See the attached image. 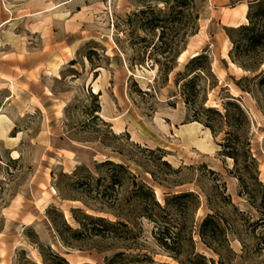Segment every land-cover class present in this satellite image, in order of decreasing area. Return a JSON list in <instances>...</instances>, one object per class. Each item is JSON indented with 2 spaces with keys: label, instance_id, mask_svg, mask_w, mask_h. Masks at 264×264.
I'll list each match as a JSON object with an SVG mask.
<instances>
[{
  "label": "rangeland",
  "instance_id": "obj_1",
  "mask_svg": "<svg viewBox=\"0 0 264 264\" xmlns=\"http://www.w3.org/2000/svg\"><path fill=\"white\" fill-rule=\"evenodd\" d=\"M194 1L198 31L182 42L173 0H0V76L25 84L0 77L11 123L0 140V264H26L23 251L44 264L41 248L70 264H264V197L240 196L224 133L203 125L205 109L240 104L258 168L245 177L264 182V51L256 72L231 57L259 0ZM56 50L67 60L54 73L45 65ZM196 54L207 58L191 63ZM44 93L46 112L31 104ZM147 187L174 223L144 217ZM190 192L199 205L173 200ZM84 215L111 226L91 236ZM165 230L175 233L166 244Z\"/></svg>",
  "mask_w": 264,
  "mask_h": 264
},
{
  "label": "trees",
  "instance_id": "obj_2",
  "mask_svg": "<svg viewBox=\"0 0 264 264\" xmlns=\"http://www.w3.org/2000/svg\"><path fill=\"white\" fill-rule=\"evenodd\" d=\"M165 4H169L171 0H160ZM176 2L179 8L177 12V21L180 24L179 34L182 37V42L190 35H193L198 31V22L200 19V12L198 11L197 4L194 0H173ZM249 23L241 25L237 28L238 39H233V50L231 51V57L234 62L239 64L242 68L250 72H256L258 63L260 62L259 53L264 51V0H259L253 3L248 14ZM205 55L199 54L193 57L191 63H197L204 60ZM260 85L264 87V72L260 75ZM206 120L204 124L205 128L211 131L214 137L224 133L223 143H220L222 156L234 160L237 172V178L240 182V196H246L249 200L254 201L257 196L264 197V182H261L254 174L252 178L245 177V174L252 173L254 169H258L257 161L250 152V143L246 138L245 126L249 123V117L240 104L235 101H229L224 106V112H221L214 108H207ZM242 162V163H240ZM242 170L244 174H242ZM150 194L149 203L144 209V217L149 221L155 223L156 226H161L165 222L171 221L169 218L164 217L166 213V206L156 199L154 191L147 187ZM195 198L197 205L200 204V196L190 193H180L175 195L173 200L180 201L186 198ZM167 215V214H166ZM86 221L90 223H81L78 221L81 229L84 232H89L91 236H99L102 234V229L97 228L98 224L102 223L106 226H111L110 223L104 218H95L91 215H84ZM212 216H209L201 227V237L205 241V229ZM92 226V227H91ZM174 228V227H172ZM66 229L72 233L73 239H76L82 234L79 229H73L69 224H66ZM59 236L65 244L71 245L72 241L64 237L63 233L56 228ZM169 231V229H167ZM173 234L163 231V240L165 244L173 239ZM171 237H167V236ZM176 236H178L176 234ZM207 242V241H206ZM209 244V243H206ZM45 251L49 252V255L45 254ZM50 248L44 250L40 249L41 256L44 264H70L65 258L53 253ZM26 264H37L31 259L26 258L27 253L23 251ZM184 264V263H182Z\"/></svg>",
  "mask_w": 264,
  "mask_h": 264
},
{
  "label": "crops",
  "instance_id": "obj_3",
  "mask_svg": "<svg viewBox=\"0 0 264 264\" xmlns=\"http://www.w3.org/2000/svg\"><path fill=\"white\" fill-rule=\"evenodd\" d=\"M66 60H67L66 54L63 53L62 51L57 52V50H56L55 52H53V54L50 55V58L46 61L45 67L48 68L50 71L57 73L64 66V64L66 63ZM31 68L33 69L32 73L34 74V76H35L34 79L36 80V77L38 78V75H40V72L38 71L37 66L34 64L31 65ZM43 73L44 72L42 71V74ZM1 75L3 76V73H1ZM2 76H0L2 79H6L11 83L14 82L13 83L14 85L17 82L16 79L11 80V79H8V78L2 77ZM19 78L20 79L23 78V75H20ZM30 81H33V79H31ZM28 83L32 84L31 82H28ZM35 83L37 84V82H35ZM24 85L25 84L22 83V84L17 85V86H24ZM45 96H46L45 93L43 95H39L38 97L34 96L33 98H31V104L36 106L37 108H39L43 112H46L49 109V107L44 106V104H43L42 100H44ZM10 125H11V123H10V120L8 119V117L6 115L0 114V140H4L7 137L8 132L10 131Z\"/></svg>",
  "mask_w": 264,
  "mask_h": 264
},
{
  "label": "bare ground",
  "instance_id": "obj_4",
  "mask_svg": "<svg viewBox=\"0 0 264 264\" xmlns=\"http://www.w3.org/2000/svg\"><path fill=\"white\" fill-rule=\"evenodd\" d=\"M198 54L194 55V56H197Z\"/></svg>",
  "mask_w": 264,
  "mask_h": 264
}]
</instances>
